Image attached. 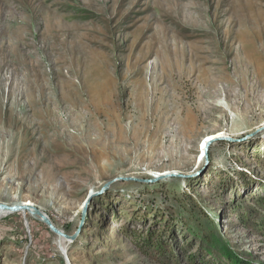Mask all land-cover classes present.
<instances>
[{"label": "rangeland", "instance_id": "rangeland-1", "mask_svg": "<svg viewBox=\"0 0 264 264\" xmlns=\"http://www.w3.org/2000/svg\"><path fill=\"white\" fill-rule=\"evenodd\" d=\"M18 200L82 231L1 216L0 264H264V0H0Z\"/></svg>", "mask_w": 264, "mask_h": 264}, {"label": "water", "instance_id": "water-1", "mask_svg": "<svg viewBox=\"0 0 264 264\" xmlns=\"http://www.w3.org/2000/svg\"><path fill=\"white\" fill-rule=\"evenodd\" d=\"M216 139H230V137L222 135V134H216L215 136H210L209 138H207L205 140V142L203 143L204 146V155H207V151H208V147L211 144L212 141L216 140ZM179 175L176 172H166L163 173V177L165 176H176ZM156 178H159L158 176H156ZM117 179H136L134 177H117L116 179L112 180L115 181ZM142 180V179H139ZM111 181V182H112ZM142 181H147V182H152V179H144ZM107 186V185H106ZM86 209V206H85ZM20 211H30L32 214H34L36 216V219H39L40 221L44 222L45 224L48 225V227L54 231L56 234H58L61 237H65L67 239L70 240H75L79 234L82 231V226L84 223V219H85V214H86V210H84L83 212V219L81 222L80 227L77 229V231L73 234H67L65 233L62 229L58 228L52 221V219L44 212L42 211L36 204L30 203L29 201H23L21 204H8V203H0V217L7 215L9 213H15V212H20Z\"/></svg>", "mask_w": 264, "mask_h": 264}, {"label": "bare ground", "instance_id": "bare-ground-1", "mask_svg": "<svg viewBox=\"0 0 264 264\" xmlns=\"http://www.w3.org/2000/svg\"><path fill=\"white\" fill-rule=\"evenodd\" d=\"M23 201H20V200H18L16 203H14V204H21ZM34 204V203H33ZM42 211H44L43 210V208L42 207H40V206H38ZM22 212H24V214L26 215V219H27V222L29 221V216L31 215V216H33L34 218H36V216L34 215V214H32L30 211H22ZM45 212V211H44ZM9 214H12V213H9ZM8 215V214H7ZM48 215V214H47ZM5 216V215H4ZM3 216V217H4ZM54 223V222H53Z\"/></svg>", "mask_w": 264, "mask_h": 264}, {"label": "trees", "instance_id": "trees-1", "mask_svg": "<svg viewBox=\"0 0 264 264\" xmlns=\"http://www.w3.org/2000/svg\"><path fill=\"white\" fill-rule=\"evenodd\" d=\"M192 257V256H191Z\"/></svg>", "mask_w": 264, "mask_h": 264}]
</instances>
